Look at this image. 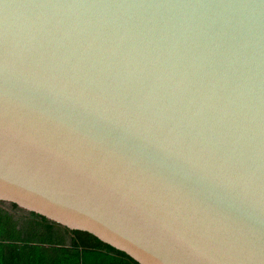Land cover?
<instances>
[{"label":"water","instance_id":"1","mask_svg":"<svg viewBox=\"0 0 264 264\" xmlns=\"http://www.w3.org/2000/svg\"><path fill=\"white\" fill-rule=\"evenodd\" d=\"M0 201L140 264H264V0H0Z\"/></svg>","mask_w":264,"mask_h":264},{"label":"trees","instance_id":"2","mask_svg":"<svg viewBox=\"0 0 264 264\" xmlns=\"http://www.w3.org/2000/svg\"><path fill=\"white\" fill-rule=\"evenodd\" d=\"M0 264L140 263L88 231L0 201Z\"/></svg>","mask_w":264,"mask_h":264},{"label":"rangeland","instance_id":"3","mask_svg":"<svg viewBox=\"0 0 264 264\" xmlns=\"http://www.w3.org/2000/svg\"><path fill=\"white\" fill-rule=\"evenodd\" d=\"M7 209H9V208H7Z\"/></svg>","mask_w":264,"mask_h":264}]
</instances>
